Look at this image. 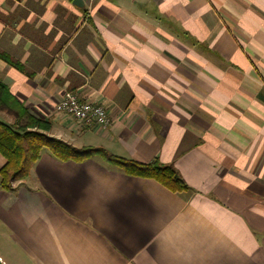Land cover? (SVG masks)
Returning <instances> with one entry per match:
<instances>
[{
  "label": "crops",
  "instance_id": "obj_1",
  "mask_svg": "<svg viewBox=\"0 0 264 264\" xmlns=\"http://www.w3.org/2000/svg\"><path fill=\"white\" fill-rule=\"evenodd\" d=\"M74 2L0 0V83L49 136L173 165L191 190L45 151L0 188V257L264 264V0ZM67 92L106 106L110 126L58 113Z\"/></svg>",
  "mask_w": 264,
  "mask_h": 264
},
{
  "label": "trees",
  "instance_id": "obj_2",
  "mask_svg": "<svg viewBox=\"0 0 264 264\" xmlns=\"http://www.w3.org/2000/svg\"><path fill=\"white\" fill-rule=\"evenodd\" d=\"M0 113L14 119L11 125L0 120V154L6 161L0 169V188L6 192L13 190L15 182L29 177L31 168L45 151L60 162L83 163L98 158L129 177L155 180L173 193L181 194L191 190L173 165L162 164L159 160L139 163L111 155L102 148L78 149L49 136L51 123L30 114L2 83Z\"/></svg>",
  "mask_w": 264,
  "mask_h": 264
},
{
  "label": "built area",
  "instance_id": "obj_3",
  "mask_svg": "<svg viewBox=\"0 0 264 264\" xmlns=\"http://www.w3.org/2000/svg\"><path fill=\"white\" fill-rule=\"evenodd\" d=\"M56 111L72 118L80 129L92 126L107 129L112 121L106 106L95 100H85L73 92L65 93L57 104ZM0 264H6L1 257Z\"/></svg>",
  "mask_w": 264,
  "mask_h": 264
},
{
  "label": "rangeland",
  "instance_id": "obj_4",
  "mask_svg": "<svg viewBox=\"0 0 264 264\" xmlns=\"http://www.w3.org/2000/svg\"><path fill=\"white\" fill-rule=\"evenodd\" d=\"M0 120L7 125H11L12 123H14V119L8 115H0Z\"/></svg>",
  "mask_w": 264,
  "mask_h": 264
},
{
  "label": "water",
  "instance_id": "obj_5",
  "mask_svg": "<svg viewBox=\"0 0 264 264\" xmlns=\"http://www.w3.org/2000/svg\"><path fill=\"white\" fill-rule=\"evenodd\" d=\"M75 5H77V6H81V4H79L80 3V0H75Z\"/></svg>",
  "mask_w": 264,
  "mask_h": 264
}]
</instances>
